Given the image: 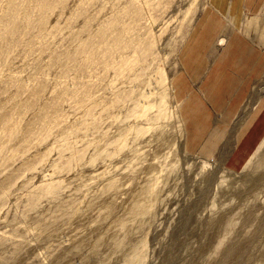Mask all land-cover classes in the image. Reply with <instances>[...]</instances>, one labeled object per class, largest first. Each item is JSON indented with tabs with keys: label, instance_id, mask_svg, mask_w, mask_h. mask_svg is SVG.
Masks as SVG:
<instances>
[{
	"label": "rangeland",
	"instance_id": "374dc122",
	"mask_svg": "<svg viewBox=\"0 0 264 264\" xmlns=\"http://www.w3.org/2000/svg\"><path fill=\"white\" fill-rule=\"evenodd\" d=\"M0 264H264V0H0Z\"/></svg>",
	"mask_w": 264,
	"mask_h": 264
}]
</instances>
